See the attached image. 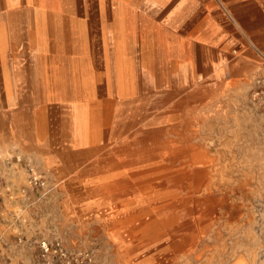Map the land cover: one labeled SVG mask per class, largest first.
Masks as SVG:
<instances>
[{
    "label": "rangeland",
    "instance_id": "1",
    "mask_svg": "<svg viewBox=\"0 0 264 264\" xmlns=\"http://www.w3.org/2000/svg\"><path fill=\"white\" fill-rule=\"evenodd\" d=\"M47 1L54 7L36 16L28 0H0V264H123L111 233L92 212V198L77 184L78 177L89 174L93 158L87 147L74 146L63 134L64 106L76 96L61 76L80 55L82 65L104 71L102 27L112 21L108 7L113 4L105 0L103 10L102 0ZM147 1H128L136 15L125 21L127 46L133 40L134 54H140L139 26L171 22L168 40H198L172 56L180 55L182 66L170 62L165 69L156 51L159 73L152 83L167 91L165 107L180 109L179 119L195 123V139L211 143V154L227 165L234 180L251 179V196L264 205V121L258 126L264 108L253 97L255 79L264 75V55L257 48L255 55L240 57L232 46L223 58L215 56L218 42L210 41L217 32L208 41L197 37L202 12L189 17L184 13L191 8H182L178 0L155 7ZM73 25H82L83 33L73 34ZM250 69L255 72L248 76ZM104 96L102 90L97 95ZM31 170L42 185L30 183ZM221 229L200 244L198 260L173 264H199L209 254L211 263L203 264H229L240 249H255V264H264V228H254L258 238L249 241L245 230Z\"/></svg>",
    "mask_w": 264,
    "mask_h": 264
},
{
    "label": "bare ground",
    "instance_id": "2",
    "mask_svg": "<svg viewBox=\"0 0 264 264\" xmlns=\"http://www.w3.org/2000/svg\"><path fill=\"white\" fill-rule=\"evenodd\" d=\"M28 1L36 16L53 3ZM128 1L111 0L113 7H108L112 21L102 27L104 71L94 72L82 65L80 55L73 58L76 65L61 76L63 86L76 96L64 106L63 134L74 146L87 147L93 158L89 174L78 177L81 194L85 189L92 198V212L111 233L123 264L198 260L203 255L200 244L221 228L245 230L248 241L258 238L253 230L264 228V205L255 204L251 179L234 180L227 165L211 154V143L195 139V123L179 119L180 109L165 107L167 91L152 83L159 73L156 51L165 69L170 62L182 66L185 60L172 56L187 50L191 39L177 44L168 40L172 22L139 26L136 39L141 51L135 55L134 41L128 47L126 39L125 21L128 15H136ZM165 1L149 0L147 6ZM103 2L101 9L106 10ZM71 27L73 34L83 33L82 25ZM216 29L209 24L197 37L208 41ZM210 42L218 41L212 38ZM254 72L250 69L248 76ZM101 90L105 96L99 99ZM262 121L264 117H259L258 126ZM236 126L241 127L239 123ZM45 163L50 164L47 157ZM245 163L238 166L243 169ZM257 255L255 249H240L231 255L229 264H255ZM210 258L211 254L206 255L203 261Z\"/></svg>",
    "mask_w": 264,
    "mask_h": 264
},
{
    "label": "crops",
    "instance_id": "3",
    "mask_svg": "<svg viewBox=\"0 0 264 264\" xmlns=\"http://www.w3.org/2000/svg\"><path fill=\"white\" fill-rule=\"evenodd\" d=\"M177 4L191 8L184 16L204 14L198 23L200 32L209 24L217 27L215 56L223 58L232 46L238 48L240 57L255 55L257 48L264 55V0H178Z\"/></svg>",
    "mask_w": 264,
    "mask_h": 264
},
{
    "label": "built area",
    "instance_id": "4",
    "mask_svg": "<svg viewBox=\"0 0 264 264\" xmlns=\"http://www.w3.org/2000/svg\"><path fill=\"white\" fill-rule=\"evenodd\" d=\"M254 100L264 108V76H258L255 79L254 90H253ZM30 183L34 185H42L43 181L35 171L31 170Z\"/></svg>",
    "mask_w": 264,
    "mask_h": 264
}]
</instances>
